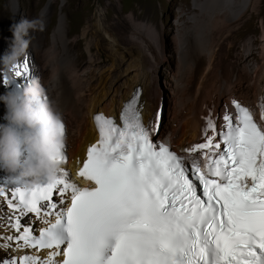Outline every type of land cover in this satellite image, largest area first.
Returning <instances> with one entry per match:
<instances>
[{"label": "snow or ice", "instance_id": "1", "mask_svg": "<svg viewBox=\"0 0 264 264\" xmlns=\"http://www.w3.org/2000/svg\"><path fill=\"white\" fill-rule=\"evenodd\" d=\"M29 67L25 57L14 76L27 80ZM232 104L235 115L226 109L219 130L210 113L204 142L181 150L191 167L154 142L161 113L155 126L144 123L138 89L119 124L94 115L99 139L77 176L95 187L79 186L64 168L54 184L31 188L11 177V199L0 186V208L6 201L12 213L0 218V250H33L0 264H264V127L249 108ZM258 107L264 120V95ZM29 214L43 226H23Z\"/></svg>", "mask_w": 264, "mask_h": 264}, {"label": "bare ground", "instance_id": "2", "mask_svg": "<svg viewBox=\"0 0 264 264\" xmlns=\"http://www.w3.org/2000/svg\"><path fill=\"white\" fill-rule=\"evenodd\" d=\"M260 2L193 0V8L181 9L175 23L173 65L168 64L171 56L164 54L162 36L154 24L134 19L133 14L108 18L107 114L118 113L134 90L140 89L143 117L155 126L156 113L166 100L158 84L164 60L168 72L165 77L174 80L169 84L173 104L167 118L161 114L158 137L174 149L196 142L204 123L201 116L214 102L239 97L258 109L264 75V22L259 42L243 39L241 49H237L240 56L231 61L229 52L235 46L244 16L258 12ZM54 3L48 0L35 19L42 35L36 33L33 51L36 57L39 53L40 79L49 101L67 123V152L77 160L83 156L85 145L97 137L94 115L105 113V6L98 5L81 33L73 38L69 36L65 14L59 12L58 23L46 44L43 32ZM11 9L12 15L21 13L20 1L17 4L12 0ZM79 37L86 39L84 63L71 47L77 45Z\"/></svg>", "mask_w": 264, "mask_h": 264}, {"label": "clouds", "instance_id": "3", "mask_svg": "<svg viewBox=\"0 0 264 264\" xmlns=\"http://www.w3.org/2000/svg\"><path fill=\"white\" fill-rule=\"evenodd\" d=\"M19 14L11 13L13 19L0 34V80H9L7 85L0 82V181L9 174L21 187L31 188L56 182L64 166L66 136L62 113L42 86L39 53L36 57L33 51L39 22H18ZM25 57L30 64L27 80L14 76V66Z\"/></svg>", "mask_w": 264, "mask_h": 264}, {"label": "rangeland", "instance_id": "4", "mask_svg": "<svg viewBox=\"0 0 264 264\" xmlns=\"http://www.w3.org/2000/svg\"><path fill=\"white\" fill-rule=\"evenodd\" d=\"M16 1V0H14ZM21 13L19 14L18 22L21 19L35 20L40 10L45 6L48 0H19ZM12 0H0V34L6 29L12 18L11 9ZM193 0H107V19L114 20L120 16L125 18L130 14H133L134 19L146 20L151 24H154L160 32L162 38V45L164 46V54L171 56L172 61L168 62L169 65H173L175 57L173 54L174 45L173 39L175 35V23L178 19V15L181 9L188 10L193 8ZM105 6V0H55L52 6V15H50V21L46 28L45 34L46 44L50 41L52 33L58 23L59 12L65 14V22L68 26V33L70 38L81 33L82 28L85 26L86 21L91 18L98 5ZM119 7V8H116ZM11 11V12H10ZM264 22V0H261L258 12H248L242 23L239 25V31L236 35L235 43L230 52L229 60L235 59L239 54L237 49L240 48L241 41L243 39H253L255 42H259L261 39V26ZM42 31H36L39 33ZM77 45L72 44V48L83 59V63L87 59V52L85 49L86 39L84 37L78 38ZM74 45V46H73ZM240 56V54H239ZM258 57V54L255 56ZM165 59V58H164ZM167 65L166 60L160 67L158 84L164 91L166 100L162 111L164 118H167L169 111L172 107V96L169 92V84L174 81L165 77ZM166 74V75H165ZM165 89V90H164ZM226 98L219 100L222 103L226 102ZM165 125V124H164ZM158 137V135H157Z\"/></svg>", "mask_w": 264, "mask_h": 264}, {"label": "water", "instance_id": "5", "mask_svg": "<svg viewBox=\"0 0 264 264\" xmlns=\"http://www.w3.org/2000/svg\"><path fill=\"white\" fill-rule=\"evenodd\" d=\"M17 4H18V2H17Z\"/></svg>", "mask_w": 264, "mask_h": 264}]
</instances>
